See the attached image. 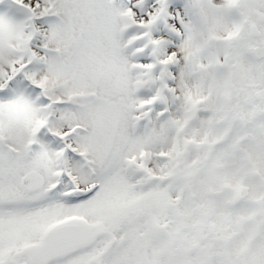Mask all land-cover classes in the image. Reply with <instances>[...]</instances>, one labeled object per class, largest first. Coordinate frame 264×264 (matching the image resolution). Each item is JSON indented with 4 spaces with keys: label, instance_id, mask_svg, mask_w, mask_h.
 <instances>
[{
    "label": "snow or ice",
    "instance_id": "1",
    "mask_svg": "<svg viewBox=\"0 0 264 264\" xmlns=\"http://www.w3.org/2000/svg\"><path fill=\"white\" fill-rule=\"evenodd\" d=\"M0 264H264V0H0Z\"/></svg>",
    "mask_w": 264,
    "mask_h": 264
}]
</instances>
